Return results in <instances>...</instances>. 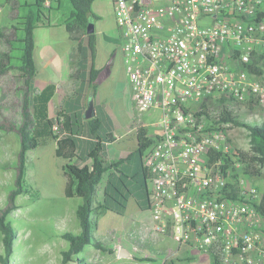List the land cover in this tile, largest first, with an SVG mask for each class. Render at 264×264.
Returning <instances> with one entry per match:
<instances>
[{
  "label": "built area",
  "instance_id": "built-area-1",
  "mask_svg": "<svg viewBox=\"0 0 264 264\" xmlns=\"http://www.w3.org/2000/svg\"><path fill=\"white\" fill-rule=\"evenodd\" d=\"M113 4L136 108L159 113L140 125L153 139L143 155L147 232L223 264H264L263 194L247 178L234 128L219 120L224 107L264 105V0ZM257 55L261 75L248 67Z\"/></svg>",
  "mask_w": 264,
  "mask_h": 264
},
{
  "label": "rangeland",
  "instance_id": "rangeland-1",
  "mask_svg": "<svg viewBox=\"0 0 264 264\" xmlns=\"http://www.w3.org/2000/svg\"><path fill=\"white\" fill-rule=\"evenodd\" d=\"M102 3L106 11H109L110 0ZM13 6L14 4L0 5V28L8 30L16 23L14 19L16 11ZM71 10L70 1L61 0V9L53 10L51 13L52 22L57 26L37 28L35 32L37 46L47 49L50 56L58 53L64 57L63 53L72 45L70 33L61 25ZM99 10V4L96 3L93 11L98 13ZM8 47L1 38L0 50H8ZM11 54L17 56L18 51L13 50ZM77 56L78 51L74 49L71 55L74 71ZM12 61L13 65H16V60ZM38 62L41 67L40 61ZM17 74V70L13 68L0 76V125H5L0 126V210L8 205L9 195L16 187V166L21 150V138L17 130L9 126V123L17 126L22 123L23 95L22 91L18 90L20 83L15 77ZM43 76L42 72L40 77ZM88 98H91L90 92ZM95 104L102 116L100 130L103 132L111 129H129L133 125L148 124L159 118V113H142L136 108L128 74L125 77V74L121 75L120 72L116 81L105 80L101 83L95 95ZM238 114L243 120L262 123L264 105H259L254 110L245 106ZM51 116L55 117L53 110ZM4 120L8 124H5ZM154 128L150 126V129ZM232 135L238 147L249 149L250 138L246 128L234 127ZM116 148L118 145L114 146V149ZM55 150L56 142L50 139L28 152L25 177L28 191L17 197L18 207L9 215L18 229L15 256L11 264H77L80 259H84L88 264H164L166 259H169L166 264H191L190 261L183 260L186 256H190L194 264H210L206 254H201L194 248L181 249L179 243L172 238L158 237L147 232L151 224L150 219H144L142 214H138V207L143 205L142 203H147V197L142 186L141 162L136 153L130 160L120 165L124 173L117 172L126 181L130 190L119 176L112 178L113 182L129 196L126 212L118 213L116 201L105 195L102 183L98 197L100 200L107 197L108 208L93 213L95 236L107 248H114L117 252H105L89 244L83 251L74 255V260L63 263V251L69 249L70 242L62 236V231L80 232L77 209L83 200L79 197L68 198L64 194L67 181L63 170L65 160L58 157ZM247 178L252 180L258 191L263 194L264 170L260 177ZM148 185L150 186V183ZM109 192L118 196L112 186ZM262 226L264 227V216ZM120 245L135 257L120 256L121 249H118ZM2 246L0 231V250Z\"/></svg>",
  "mask_w": 264,
  "mask_h": 264
},
{
  "label": "trees",
  "instance_id": "trees-1",
  "mask_svg": "<svg viewBox=\"0 0 264 264\" xmlns=\"http://www.w3.org/2000/svg\"><path fill=\"white\" fill-rule=\"evenodd\" d=\"M50 1L49 4L47 2ZM72 10L67 18L61 23L70 33L71 38L80 40L78 51L82 52V47L87 48V54L84 59H88L87 67H79L80 71H85L88 75V81L92 85L97 80L101 69L96 65L97 58V36L96 32L88 34L87 27L90 22L95 23L99 16L93 11V3L96 0H69ZM14 4L16 11L14 19L16 23L11 29L0 28V39L3 38L9 46L8 50H0V76L7 74L11 69H16L18 74L15 75L17 82L20 83L18 90L22 91V123L17 126L9 123L11 129H16L21 138V150L16 166V187L11 191L8 199V205L0 210V231L2 233V250H0V264H11L15 256V242L18 238V229L10 219L11 212L18 207L17 197L27 192L26 171L27 157L30 150L38 148L52 139L56 142V155L65 160L63 165L64 174L67 177L64 194L68 198L79 197L83 201L77 209V218L80 224V232L62 231V236L69 240V249L63 251V263L74 260V255L83 251L89 244L96 248L113 253V249L107 248L104 243L95 236V220L93 213L107 207V197L103 200L98 199V188L103 179L118 171L123 174L120 165L130 160L132 155L123 157L118 160L109 161L104 154V142L110 141L113 133H100L103 121L95 116L88 120L90 134L94 137V144L87 158L89 163L79 164L82 157L79 154V141L76 137V128L82 127V123L77 113H66L63 108L57 111L55 117L50 115L49 105L57 91V84L49 83L42 90L36 87L38 68L34 58L35 31L37 28L54 27L51 19L53 10L61 9V0H0V5ZM81 38L85 41L81 43ZM18 51L17 56L11 52ZM261 58L260 55L249 63L248 67L252 72L258 75L263 74V70L256 66V61ZM12 59L16 60L13 65ZM78 71L71 73V78L78 77ZM96 93L94 92L93 95ZM223 99H221V102ZM246 105L251 109L259 106L258 99L247 101ZM220 121L230 123L229 128L244 127L248 131L250 138L249 149L239 148L238 152L245 163L244 171L247 175L260 177L264 170V122L246 121L234 113L228 107L219 111ZM11 122V121H9ZM5 124H8L4 120ZM0 126H5L4 124ZM138 147L136 154L141 162V174L143 177L142 186L146 192L148 201V179L149 174L144 166L143 155L145 150L153 142L149 136V129L144 126L137 128ZM119 179L124 185L126 181L121 175ZM110 186L117 191L118 196L109 192ZM130 190V189H129ZM105 195L109 196L117 203V211L124 214L127 209L129 196L122 191L112 180L108 179L105 188ZM131 193V191H130ZM149 203V202H148ZM258 210L264 216V192L262 200L256 205ZM264 233V227H263ZM212 264H223L218 254H211ZM149 259V258H147ZM77 264H88L84 259H80Z\"/></svg>",
  "mask_w": 264,
  "mask_h": 264
},
{
  "label": "crops",
  "instance_id": "crops-1",
  "mask_svg": "<svg viewBox=\"0 0 264 264\" xmlns=\"http://www.w3.org/2000/svg\"><path fill=\"white\" fill-rule=\"evenodd\" d=\"M102 2H105V0H96L93 3V7L96 5V3L99 4V9H100L98 13L95 11L94 12L99 16V19H97L95 23V27H96L95 32L97 36L96 65L99 69H101V72L97 80L94 82V84L91 85L89 83L88 75L87 73H85V71L79 70V67L89 66L88 65L89 60L84 59V56L87 54V48L84 46L82 47L81 53L78 51V45L80 41L79 39L74 40L71 38V35L69 36L72 45L68 50L65 51V53H63L65 56L62 57L59 56L58 53L53 54V56H50L49 51L47 49L43 48L42 46L40 47L37 46L36 37H35L36 47L34 50V58L38 68L36 87L38 90H42L43 88H45L47 84L51 82L57 84L58 87L55 95L50 101V105H49L50 115L53 110L56 116L57 111L63 108L66 113H72V114L77 113L78 118L83 125L82 127L75 129L77 133L76 137L79 141V147H80L78 152L82 157V160H79L80 165L90 162V160L87 158V155L94 144L93 143L94 137L89 132L88 120L95 116H98L102 120V116L99 114L98 111L93 116L88 117L87 102L89 100L88 98L89 92L92 97L94 92L97 93L98 87L101 85L103 81L105 80L109 82L116 81L119 72L121 73V75L125 74V77H127V71L124 61L125 54L122 49L123 40L120 37V33L117 27L113 0H110L109 11H106V9L103 7L104 4ZM84 41L85 38H81V43H83ZM74 49H77L78 51V56L76 59L77 60L76 68H75V71H78L77 78L76 77L71 78V73L74 71L71 55ZM38 61H40L41 67H39ZM42 72L44 76L40 77ZM137 128L138 126L133 125L129 129H111L105 131V132L113 133V137H111V142L110 141L104 142V154L107 160L114 161L121 159L123 157H128L130 154L133 155L136 153V149L138 147ZM105 132L100 131L102 136L104 135ZM115 145H118V148L114 149ZM125 154L127 155L125 156ZM117 172L118 171L113 172L112 175H108L103 179L102 181L103 191H105L109 178L119 176ZM98 196H100L99 191H98ZM142 204L143 205L138 207V214L140 215L142 214V217L144 219L149 218L150 219L149 221L151 222L152 216L149 210V203L147 201V203H142ZM179 246H181L180 247L181 249H185V250L189 248L192 249L194 248L201 254H206L210 259L209 260L210 264H212L211 257L208 253L204 251H200L198 248L191 245L179 244ZM119 248L121 250L125 249L123 248L122 245L118 246V249ZM112 249H113V253L117 252V250H115L114 248ZM125 250L128 251L127 249ZM256 253L257 255H260L261 254L260 249H258ZM133 257L135 256L133 255ZM147 258H150V256H148ZM168 260L169 259H166L164 264H166ZM183 260H186L188 262L190 261L191 264H194V262H191L190 256L184 257Z\"/></svg>",
  "mask_w": 264,
  "mask_h": 264
},
{
  "label": "water",
  "instance_id": "water-1",
  "mask_svg": "<svg viewBox=\"0 0 264 264\" xmlns=\"http://www.w3.org/2000/svg\"><path fill=\"white\" fill-rule=\"evenodd\" d=\"M96 31L95 23L90 22L87 27V32L88 34H91ZM87 110H88V117L93 116L94 114L97 113V108L95 106V98L94 95H92L91 98H89L87 102ZM120 256L122 257H133V255L129 252L126 251L125 249H122L120 252Z\"/></svg>",
  "mask_w": 264,
  "mask_h": 264
}]
</instances>
